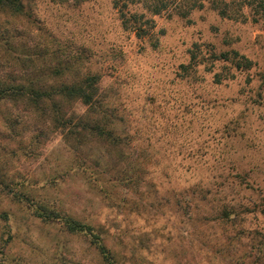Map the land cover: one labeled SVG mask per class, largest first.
I'll use <instances>...</instances> for the list:
<instances>
[{
	"label": "rangeland",
	"instance_id": "374dc122",
	"mask_svg": "<svg viewBox=\"0 0 264 264\" xmlns=\"http://www.w3.org/2000/svg\"><path fill=\"white\" fill-rule=\"evenodd\" d=\"M113 1L0 13V83L11 72L58 95L97 79L95 109L72 100L61 124L0 103V264H105L51 212L91 227L118 264H264V0H225L237 19L172 7L141 38ZM234 52L251 69L216 59Z\"/></svg>",
	"mask_w": 264,
	"mask_h": 264
},
{
	"label": "trees",
	"instance_id": "16d2710c",
	"mask_svg": "<svg viewBox=\"0 0 264 264\" xmlns=\"http://www.w3.org/2000/svg\"><path fill=\"white\" fill-rule=\"evenodd\" d=\"M37 0H0V13L6 14L12 17L14 20L25 15V8L27 5L36 2ZM56 1V0H50ZM67 1V0H59ZM208 2L213 10H216L220 17L227 19H237L236 16L229 13V6L225 0H114L113 7L118 11L122 28L124 30H130L135 32L136 35L141 38L147 35L150 29L154 28L153 17L159 16L162 13L170 10L172 7L178 9L182 18L188 17L191 11L200 9L204 3ZM141 5L142 8L149 13L150 18L144 21V14L133 13L128 11L129 6ZM234 57L228 54H222L216 59H221L224 62L234 63V67L238 70H249L252 67V62L244 56H239L237 53H233ZM196 52H190L189 65L180 66V69L187 74L189 70L196 68L199 65L197 62ZM6 62L9 63V67L14 71L20 69V63L18 58H13L6 54ZM31 60V59H30ZM11 75L8 78V83H0V103H8L11 106H21L23 113L33 112L34 114H41L42 118L53 119L54 123L61 124L67 121L65 118L64 109L69 102L79 101L89 109H95L97 88V79L95 77H88L81 83L73 84L72 86L61 84L58 95H53L55 91L47 94V90H53L54 87H47L43 82H39L34 78H26L19 82ZM222 78L220 74L214 75V82L216 84L221 83ZM59 99L63 105L55 101V98ZM52 117V118H51ZM74 126L81 127L82 129L90 128L91 122L84 116L78 117ZM98 129V134L102 135L98 125L94 127ZM70 133H73L72 131ZM105 135V134H104ZM106 135H110L106 133ZM102 187V186H101ZM103 189V187H102ZM50 216L60 218L64 221L68 232L70 233H83L91 237V243L95 245L96 249L100 253L105 264H118L110 252L103 244L102 238L92 231V228L70 217L60 216L57 212H51Z\"/></svg>",
	"mask_w": 264,
	"mask_h": 264
}]
</instances>
